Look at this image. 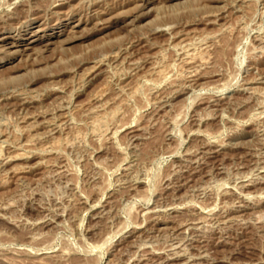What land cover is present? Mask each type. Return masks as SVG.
<instances>
[{"label": "rangeland", "instance_id": "374dc122", "mask_svg": "<svg viewBox=\"0 0 264 264\" xmlns=\"http://www.w3.org/2000/svg\"><path fill=\"white\" fill-rule=\"evenodd\" d=\"M0 264H264V0H0Z\"/></svg>", "mask_w": 264, "mask_h": 264}, {"label": "bare ground", "instance_id": "6f19581e", "mask_svg": "<svg viewBox=\"0 0 264 264\" xmlns=\"http://www.w3.org/2000/svg\"><path fill=\"white\" fill-rule=\"evenodd\" d=\"M35 41H37V40H35ZM35 41H33V42H35ZM9 43V42H8ZM246 88V87H245ZM254 88V87H253ZM248 89V88H247ZM252 91V90H251ZM256 91V90H255Z\"/></svg>", "mask_w": 264, "mask_h": 264}]
</instances>
